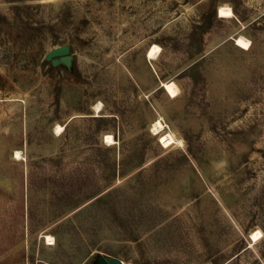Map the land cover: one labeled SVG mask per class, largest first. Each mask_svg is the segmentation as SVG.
I'll return each instance as SVG.
<instances>
[{
  "label": "rangeland",
  "instance_id": "rangeland-1",
  "mask_svg": "<svg viewBox=\"0 0 264 264\" xmlns=\"http://www.w3.org/2000/svg\"><path fill=\"white\" fill-rule=\"evenodd\" d=\"M113 258L264 264V0H0V264Z\"/></svg>",
  "mask_w": 264,
  "mask_h": 264
},
{
  "label": "bare ground",
  "instance_id": "bare-ground-1",
  "mask_svg": "<svg viewBox=\"0 0 264 264\" xmlns=\"http://www.w3.org/2000/svg\"><path fill=\"white\" fill-rule=\"evenodd\" d=\"M233 16V11L231 9V7L229 6H219L218 8V17L220 18H229ZM236 40V45H238L241 48L247 49L249 42L246 39L243 38H237ZM157 47H152L149 52H148V57L149 58H155L156 56V51H157ZM162 83V87L165 89V91L167 92L168 95H170L171 97H175L178 94V88L175 85L174 82H161ZM96 111H99L98 106H96ZM163 128L161 122L159 120H156L152 123V130L155 131L156 133L161 131ZM63 127L62 126H57L56 127V132H60L62 131ZM105 142L111 144L112 141V136L111 135H106L105 136ZM159 142L164 145V146H168L170 144H173L176 142V140L174 139V137L170 134V133H163L160 137H159ZM178 143L180 144L181 142L178 141ZM18 155V152H16V155ZM261 232L259 230L252 232L250 234V238L253 241H256L259 236H260ZM51 238L48 236V240H50Z\"/></svg>",
  "mask_w": 264,
  "mask_h": 264
},
{
  "label": "water",
  "instance_id": "water-1",
  "mask_svg": "<svg viewBox=\"0 0 264 264\" xmlns=\"http://www.w3.org/2000/svg\"><path fill=\"white\" fill-rule=\"evenodd\" d=\"M66 54H67L66 47H56L51 51H49V57H53V58L62 57L65 56ZM160 86H162V83H160ZM100 264H124V263L119 259L113 258L109 260L100 259Z\"/></svg>",
  "mask_w": 264,
  "mask_h": 264
},
{
  "label": "trees",
  "instance_id": "trees-1",
  "mask_svg": "<svg viewBox=\"0 0 264 264\" xmlns=\"http://www.w3.org/2000/svg\"><path fill=\"white\" fill-rule=\"evenodd\" d=\"M96 121H101L100 119L98 120H96ZM67 127V124H66V126H65V128ZM143 162V160L142 161H140V163H142ZM122 167V166H121ZM111 174L113 175L112 177H116V175H123V171L122 170H117V169H115L113 166L112 167H110V172L108 173V175H107V177H106V180H108L107 178H109V176H111ZM150 264H152V263H150Z\"/></svg>",
  "mask_w": 264,
  "mask_h": 264
}]
</instances>
